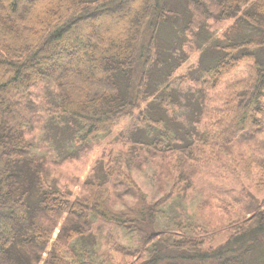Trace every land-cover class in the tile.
I'll return each instance as SVG.
<instances>
[{"label": "trees", "instance_id": "16d2710c", "mask_svg": "<svg viewBox=\"0 0 264 264\" xmlns=\"http://www.w3.org/2000/svg\"><path fill=\"white\" fill-rule=\"evenodd\" d=\"M232 19L233 31L222 44L201 53L199 100L192 112L196 137L216 134L227 143L264 132V0H0V264H39L46 255L48 264H66L63 247L90 234L89 213L125 227L151 220L169 196L150 207L139 194L140 217L112 212L101 197L93 206L77 200L70 207L66 196L43 188L26 137H36L40 124L58 137L62 129L50 121L64 118L74 121L71 139L78 145L100 136L145 105L154 91L150 84L165 83L182 65L159 61L165 54L159 57L156 49L164 47L169 28L178 35L170 41L175 44L181 33L203 34L207 22ZM242 30L249 33L240 35ZM56 62L67 63L50 71ZM245 65L247 80L231 81ZM44 84L55 90L56 101L47 119L38 114L32 125L21 98L25 101ZM204 91L210 93L206 102ZM170 92L165 87L153 104L165 110ZM203 118L210 133L196 128ZM144 122L155 126L144 130L146 137H160L159 130L168 143H177L162 120L144 116ZM156 140L157 146L149 148L167 145ZM259 216L216 250L205 251L203 241H154L153 258L146 264H264V212Z\"/></svg>", "mask_w": 264, "mask_h": 264}, {"label": "rangeland", "instance_id": "374dc122", "mask_svg": "<svg viewBox=\"0 0 264 264\" xmlns=\"http://www.w3.org/2000/svg\"><path fill=\"white\" fill-rule=\"evenodd\" d=\"M30 4L22 10L30 8ZM234 24V19L224 23L209 21L203 34L197 30L181 33L183 37L175 44L170 41L178 35L175 28H169L163 48L161 44L157 47L161 38L157 34V55L165 54L159 61L168 60V66L182 61V65L165 83L157 80V85L150 84L154 91L145 105L100 136L78 145L77 140L71 139L76 128L74 121L64 118L50 121L58 124L57 127L50 124L52 127L62 129L58 137H54L55 131L49 125L44 129L42 124L36 137H26L29 155L40 168L36 172L43 188L66 196L70 207L77 200L93 206L96 198L101 197L112 212L140 217L141 209L136 206L139 194L146 197L150 207L169 196L151 220L139 226H121L89 213L90 234L63 247L66 264H146L153 258L154 241L166 244L175 239L203 241L205 251L216 250L260 220L261 216H257L264 212V132L227 143L216 134L196 137L198 132L192 130V123L197 121L192 112L199 100L196 82L202 75L201 53L207 47L221 45ZM201 45L204 46L199 51ZM67 62H56L57 66L50 67V71ZM248 72L245 65L231 81L247 80ZM41 86L32 89L25 101L21 98L34 118L32 125L39 121L38 114L46 120L56 101L55 90L49 85ZM167 86L171 97L165 102V110H160L153 102L161 100ZM204 95L206 102L210 93L204 91ZM225 96L226 92L222 98ZM14 102L17 106V100ZM33 104L42 105L43 109ZM144 116L162 120L163 129L170 131L177 143H168L159 130L158 141L146 137L144 130L150 131L149 126L153 129L155 126L146 124ZM203 122L204 118L195 127L210 133ZM155 140L167 145L149 148L157 146ZM69 211L59 220V228L65 224ZM153 235L156 238L148 242V236ZM48 260L46 255L39 264H48Z\"/></svg>", "mask_w": 264, "mask_h": 264}]
</instances>
